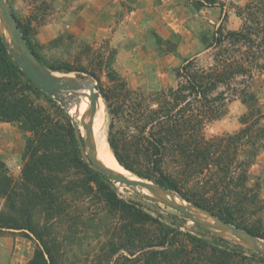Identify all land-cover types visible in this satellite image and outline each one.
Wrapping results in <instances>:
<instances>
[{"label":"trees","instance_id":"obj_1","mask_svg":"<svg viewBox=\"0 0 264 264\" xmlns=\"http://www.w3.org/2000/svg\"><path fill=\"white\" fill-rule=\"evenodd\" d=\"M237 13L245 22L243 27L227 31L226 36L222 29L218 30L215 43L221 45L225 39H235L252 47L257 40H264V0L248 4ZM15 18L28 47L44 66L56 72L89 74L84 68L68 64H47L30 39V21L23 23ZM192 69L193 60H184L176 72L179 86L167 94L171 100L159 109L149 110L144 121V127L153 130L146 152L150 174L133 169L111 136L107 139L109 147L128 171L169 192H177L219 219L263 238L255 225L249 223L261 203L259 187L250 184L248 173L255 152L243 160L238 154V144L247 130L234 136L207 138L206 120H212L216 112L208 96L222 83V77L219 72L199 74L196 67ZM36 90L40 89L17 66L0 32V122L18 124L30 134L20 183L14 182L0 159V232L15 230L33 235L37 248L27 264H61L63 244L69 239L75 241L78 236L80 240L94 238L101 251L110 252L109 257L125 251L138 258L140 264H234L237 258L248 264H264V256L257 252L242 246L231 248L225 239L216 237L210 243L176 231L136 202L120 198L114 184L83 160L76 129L67 114L62 110L63 118L58 120L36 104L32 98ZM187 90L196 94L197 106L191 102L192 95L185 94ZM100 92L110 111V97L102 88ZM259 115L263 117L261 112ZM259 130L264 132L263 128ZM168 159L190 176L206 177L205 188L210 189L213 197H190L180 192L178 180L166 174ZM211 167L215 168V174L207 176ZM245 251H249L250 257L242 256Z\"/></svg>","mask_w":264,"mask_h":264},{"label":"rangeland","instance_id":"obj_2","mask_svg":"<svg viewBox=\"0 0 264 264\" xmlns=\"http://www.w3.org/2000/svg\"><path fill=\"white\" fill-rule=\"evenodd\" d=\"M187 1L196 10L201 8H198L197 4L221 8L224 13L219 18L221 21L198 24L197 19L194 27L186 28L183 25L179 27V20L174 15H169L166 19V23H170V26H166L170 31L168 39L164 40L158 32L162 26L155 25L156 22L151 23L150 27L144 26L142 38V33L136 31L134 27H123L116 31L111 25L103 26V23L109 20H98V14L94 10L86 13L83 21L77 19V14L87 6V0H6L14 16L23 23L30 21V39L47 64L50 66L68 64L75 68H84L89 74L94 75L92 77L87 73L56 72L45 66L54 78L61 75L63 77L59 79L63 80L85 78L96 84L95 94L101 97L105 109L106 138L112 137L119 153L137 172L151 173L146 152L150 146L148 139L153 130L145 128L144 121L149 115V110L159 109L162 104L171 100L167 94L171 89L178 88L176 72L184 60H193V69L196 67L199 74L203 71L221 73L222 83L208 96L216 112L212 120H206L204 134L207 138H222L247 130L248 136L245 135L238 144V154L243 160L244 157L255 152L248 173L250 184L259 187L261 203L249 223L254 224L263 234V238L259 239L264 241V132L259 130V128L264 129V40H257L256 45L252 47L235 39H225L221 45L215 43L216 36L219 37L216 35L218 30H223V36H226L227 31L240 30L245 22L238 16V10L258 0H214L216 3L207 0H204V3L202 0ZM155 17L156 14H152V18ZM173 27L175 30H187L190 35L186 38L181 33H175ZM129 30L131 35L138 39L129 37L131 36ZM0 32L12 51L18 53L16 45L11 41L12 36L3 21L1 11ZM193 33L199 34V39L203 43V50L199 52L195 47L196 40L192 38ZM133 39H136L133 44L139 47L135 52H129L125 48L129 46V40ZM139 40L141 43L143 41V45ZM179 48L180 50L182 48L187 55H192L184 58L178 56ZM98 88L100 90L102 88L110 97V111ZM185 94L192 95L191 102L195 106L198 105L195 93H189L187 90ZM63 95L67 99L66 107L41 90H36L32 98L36 104L46 108L58 120H62L63 112L67 114L76 130L78 126L81 135L84 128L82 120L93 119L95 115L91 91L86 89L80 95L75 93ZM259 112L263 117H260ZM256 120H259L257 125ZM29 136V132L21 129L18 124L0 122V159L6 164L16 184L22 180L24 151ZM82 158L84 160L83 155ZM166 163V174L178 180L180 192L190 197H213L210 189L205 188L206 177L190 176L189 173L186 174L181 168L176 167L170 159ZM210 170L206 175L214 176L215 168L211 167ZM132 174L140 180L148 181L152 186L154 184V187L158 186L153 181ZM112 183L113 189L120 198L136 202L176 231L204 238L210 243L215 242L216 237L225 239L231 243V248L242 246L249 251L259 253L231 236L227 237L216 231L211 233L203 231L204 228L200 229L199 225L191 221L188 216L164 204H172L167 200L160 199L164 202L162 203L153 196L125 185ZM163 194L177 196L194 205L177 192H163ZM4 203V199L1 200L2 209ZM45 230L50 231L47 228ZM59 232V237L62 238V229ZM69 240L62 246L61 264H140L138 258L130 256L125 251H119L113 257H109L110 252L101 251L100 244L92 237L80 240L78 236L75 241ZM36 248L37 243L29 232L15 230L0 232V264H27L33 258ZM249 251H245L242 256L250 257ZM234 264H248V262L237 258Z\"/></svg>","mask_w":264,"mask_h":264},{"label":"water","instance_id":"obj_3","mask_svg":"<svg viewBox=\"0 0 264 264\" xmlns=\"http://www.w3.org/2000/svg\"><path fill=\"white\" fill-rule=\"evenodd\" d=\"M0 11L3 21L6 23L8 30L12 36L11 41L14 45H16L18 49V53L13 52L12 49L7 44V42L5 41L8 47V52L13 57V60L15 61L17 66H19V68L26 74V76L32 81V83L37 88H39L42 92L46 93L48 96L53 98L55 101L59 102L63 107L67 106L66 104L67 99L64 97L63 95L64 93H75L77 95H80L82 91L89 89L91 91V99L95 100L96 98L95 92H97V87L94 82L89 81L85 78L63 80L59 78H54L50 74L51 71H48V69L39 61V59L28 47L27 42L18 26L17 20L14 14L11 12L6 0H0ZM90 127H92V122L90 124ZM76 132H77V138H78L80 150L84 157V161L91 168L97 170L99 173H101L108 180L114 182L115 184L125 185L130 188L136 186L145 187L149 191H151V193L154 195L153 198L155 200L164 203L158 197H156V188H158L164 193H171V192L163 189L160 186L155 185L156 187H154L148 184L149 183L148 181L146 182L131 181L122 176H119L118 174L113 173L111 170L106 168L104 164L96 160V158L91 153L92 149L90 148L89 144L83 141L78 130H76ZM117 162L119 163L118 160ZM121 166L124 167L123 165ZM125 170L127 169L125 168ZM164 204L188 216L191 221H193L194 223L198 224L200 227L206 230H209L211 232L213 231L215 232L217 230L228 232L231 236L237 237L241 243L253 248L254 250L258 251L264 256V241L260 240L255 235L239 228L238 226L225 222L219 219L218 217L214 216L213 214L195 205H191V206L197 210L204 212L209 218L214 219L217 222V224L201 222L197 219H194L184 209L178 208L174 204H167V203Z\"/></svg>","mask_w":264,"mask_h":264},{"label":"crops","instance_id":"obj_4","mask_svg":"<svg viewBox=\"0 0 264 264\" xmlns=\"http://www.w3.org/2000/svg\"><path fill=\"white\" fill-rule=\"evenodd\" d=\"M87 6L83 8L80 13L77 14L76 18L83 21L86 13L89 11L96 12L98 14V20L104 21L109 20L103 23V26H113L118 31L120 28L134 27L136 31L142 33L143 38V28L147 25L150 27L155 23L157 26H162L158 31L164 40L170 37V31L167 29V25L170 26V23H166V19L169 15H174V17L179 20V27L183 25L184 27H194L195 21L198 19V24H212L214 21H221L219 18L222 15L221 8L217 6L208 7L204 4L199 10H196L193 6L189 4L187 0H87ZM204 3V0H202ZM152 14H156V17L153 19ZM224 14V13H223ZM94 15H92V18ZM102 27V25H100ZM175 27H173L174 29ZM175 33H181L182 36L186 38L190 35V32L187 30L180 31L175 30ZM129 30V35H131ZM131 38H136V36H129ZM130 38V39H131ZM192 38H195V47L197 51L203 50V43L199 39V34L193 33ZM138 39V38H136ZM136 39L129 40L128 47L125 49L129 52H135L139 47L133 44ZM187 40V39H186ZM141 43V40H139ZM143 45V41L141 43ZM135 46V47H134ZM141 46V45H140ZM142 47V46H141ZM124 50V49H123ZM192 54L187 55L183 49L179 48L178 56L189 57ZM166 58L172 59L170 56ZM18 243L19 240L17 239ZM30 259V258H29ZM28 259V260H29Z\"/></svg>","mask_w":264,"mask_h":264},{"label":"bare ground","instance_id":"obj_5","mask_svg":"<svg viewBox=\"0 0 264 264\" xmlns=\"http://www.w3.org/2000/svg\"><path fill=\"white\" fill-rule=\"evenodd\" d=\"M61 77L63 76L62 75L58 76V78H61ZM104 110L105 109H104L103 101L101 97L96 94V98L93 104V111L95 114L94 118L93 119L86 118L82 120L84 128L81 131V135L84 141L87 142L90 148L92 149L91 150L92 155L96 158V160L104 164V166L108 168L109 170H111L113 173L118 174L119 176H122L131 181L146 182L144 180H140L139 177L132 174L130 171L125 170V168L122 167L115 159V156L113 155L108 145L106 134L104 132ZM91 122H92V127H90ZM78 131H79V128H78ZM118 185H121V184H118ZM133 189L136 191H140L146 195H150L154 197L151 191H149L145 187L136 186V187H133ZM156 197H158L159 199L167 200L170 203L174 204L176 207L184 209L194 219H197L201 222L217 224V222L214 219L209 218L204 212L193 208L189 203L185 202L184 200L179 199L177 196L171 197L170 194H163L161 190L156 189ZM217 231L227 237L231 236L228 232L221 231V230H217ZM231 237L239 241L237 237H234V236H231Z\"/></svg>","mask_w":264,"mask_h":264}]
</instances>
